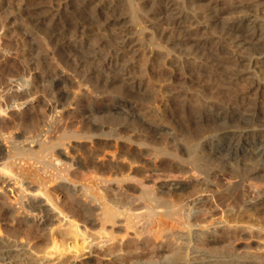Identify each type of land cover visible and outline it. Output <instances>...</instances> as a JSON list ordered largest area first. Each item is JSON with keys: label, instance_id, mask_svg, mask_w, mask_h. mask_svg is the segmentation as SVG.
Masks as SVG:
<instances>
[{"label": "bare ground", "instance_id": "1", "mask_svg": "<svg viewBox=\"0 0 264 264\" xmlns=\"http://www.w3.org/2000/svg\"><path fill=\"white\" fill-rule=\"evenodd\" d=\"M135 1L60 0L40 19H31L20 9L24 21L14 30L17 38H21L18 42L22 44L28 35H24L23 27L45 25L43 31L39 30L40 44L45 49L38 52L30 44V35L26 37L30 48L22 54L24 67L18 63L6 67L9 74L19 77L18 82L8 85L6 82L5 86L0 83V197L4 198L0 202V264H84L76 260L82 258L85 249L99 259L96 264H104L100 259L107 261L105 264H264V189L260 191L259 184L256 185H264V121L251 131L225 128L214 138H204L203 143L187 139L189 143L181 148L185 156L177 154L175 145L170 147L172 144L167 143L169 140L148 137L130 140L133 138L121 135L123 130L117 132L122 128L128 132L146 131L154 137L163 129L160 113L133 104L138 92L142 91L143 96L146 90L134 74L141 68L130 64L140 56V49L135 46L144 42L143 29L156 30L152 36L159 46L167 31L187 32L198 17L215 21L223 13L222 6H209L197 16L185 7L187 0H157L140 17L143 6L140 8ZM254 1L245 5L246 13L226 22L223 36L216 37L220 50L229 48L221 40L235 50V66L244 60L240 55L242 49L255 47L260 50L258 58L249 59L248 66L264 62V20L258 13H252L251 8L261 5L260 0ZM121 3L128 7L126 16L120 14ZM3 8L8 5L0 0V15ZM3 16L0 31L5 37L13 17ZM124 22L129 24L111 32ZM139 24L143 26L138 35L135 33L136 37L125 33ZM4 43L0 44V51L6 56L11 47L7 44L4 47ZM29 57L34 63L29 62ZM49 57L54 65L48 62ZM263 71L250 80L253 87L259 89L264 85ZM64 72L77 78L73 92L62 85L66 81L61 76ZM1 73L0 81L4 75ZM39 82L44 83L42 94L49 93L51 99L45 97L59 107L52 104L47 111L41 105L36 97ZM115 83L120 86L119 101L109 92ZM82 89L90 96L101 97V106L91 105ZM27 101L32 103L31 113L17 117L15 113ZM68 107L72 120L69 115L64 113L67 119L60 114ZM9 108L12 113L6 119ZM124 111L130 112L132 118L122 123L118 115ZM203 112L204 122L219 121L224 126L233 119L247 124L262 120L254 111ZM116 125L121 129L117 127L115 132L112 127ZM141 135L144 136H138ZM132 143L142 147L137 148L139 154L134 150L136 155H129L132 150L127 153L126 147L121 150ZM71 150L82 154V162L69 155L74 152ZM210 155L219 157L222 163L227 160L233 163L239 158L242 169L236 172V184L219 190L197 182L176 186L154 183L166 173H174L175 165L178 168L188 165L192 174L207 178ZM148 178L154 181L152 185L145 183ZM247 180L252 183L250 193L242 185ZM134 183L138 184L136 189ZM57 193L71 207H66L64 201L58 203ZM209 196H214L216 203L232 199L235 206L225 202L227 206H220L221 203L218 208L209 206ZM199 203L208 208L207 217H195L200 210L195 205ZM119 226L126 233L114 230ZM33 237L39 239L30 244L27 239ZM69 239H73L72 243ZM82 242L86 243L84 247ZM78 245L80 250L76 248ZM72 248L77 249L74 255L65 256Z\"/></svg>", "mask_w": 264, "mask_h": 264}, {"label": "rangeland", "instance_id": "2", "mask_svg": "<svg viewBox=\"0 0 264 264\" xmlns=\"http://www.w3.org/2000/svg\"><path fill=\"white\" fill-rule=\"evenodd\" d=\"M3 1H5V3L8 5V8L2 9L3 13H1L0 17L3 16L4 13H5L4 16L8 15L10 17L11 16L13 17L11 21L12 23L10 22L9 24L10 26L8 25L7 27L8 28L7 32L9 33V34L7 33L8 36L6 34L4 37L2 34L3 30L0 31V34H1L0 42L1 41H2L1 43L5 42L4 43L5 46L4 44L2 45L6 48L7 46H9V48L11 47V49H8L10 50V53L6 56L2 55L3 51H0V54L2 53L0 56V69H1L0 72H3L1 74H4V75L7 74L5 77H3L4 75L2 76L3 79H1L0 83H2V86H5L4 83L6 82H7L6 85H8L9 83L14 84L18 82L19 77L16 74H9L7 72L6 67L12 66L14 63L21 64V66L24 67L23 65L24 62L22 61V54L26 53V51L29 50L30 44H32V48H34L38 52H43V50L45 49V47L42 44H40V40H39V37L41 36L40 35L41 32L39 30L43 31L44 30L43 26L45 25L39 26L40 28L32 27L33 29L31 27H27V28L23 27V29H25L24 35L25 34L27 35L28 33L27 36H24L25 40H27V38L30 35L29 38L31 41H30V44L25 40H22V44L18 42V40H21V38L18 39L19 36L16 35L17 33L16 31L14 32V30L16 26H18L17 24H21L23 23L22 21H24V17L20 16V12L22 10L25 13L27 12L25 15H28V17L30 16L31 19L44 18L46 15L45 13L48 12L49 10L51 11V9H53L55 5L57 4V2H59L60 0H57V1L56 0H3ZM152 1L156 2L157 0L155 1L154 0H146V1L136 0L135 1L139 7L143 6L145 8L144 9L142 7L140 11L141 13L139 12L140 17L144 16L145 14L144 10L150 9V6H151L150 3ZM178 1H181V0H178ZM262 1L263 0H260L261 3L260 2L259 3L261 5H259V7L254 6L255 8H251L252 9L251 11L252 13H256V14L258 13L257 15H259L260 18L262 17L261 19L264 20V4H262L264 2ZM188 2L189 0H187V5L185 7L192 14L200 13L203 9L209 6H213L215 4H217L219 7L222 6L223 13L215 21H210V22L205 21V19L201 17H198L196 22L191 25L190 30H188L187 32H184L186 31L185 29L184 30L176 29V31L175 29H173V31L172 30L167 31L165 37L162 39V42H160L159 46H157L158 44H155L157 42L153 40L154 38L152 36V33L155 32L156 30L153 28L145 27L143 29V33L144 31H146L145 35L144 34L142 35L146 40L145 39L143 40L144 42L141 43L142 46H139V44L135 46L136 48L140 49L138 52L140 53V56L138 55L135 58V63H130L134 66H136L135 64H137V66L141 68L140 71H136L134 74L136 76V81L142 84V89H146L145 94L143 93V96L141 93L142 91L138 92L137 97L133 100V104L134 105H136L137 103L142 104L141 107L143 108L151 107L155 111L156 114L159 115L160 113L159 116L162 117L161 118L162 121H160V124L163 127V129L159 132V134L155 135L154 137L153 136L151 137L149 136V134H147L146 131L144 133L143 132L140 133L139 131L138 132L136 131L128 132L130 130L127 129L126 131V129H123V128L121 129L119 125H116V127L115 126L112 127V129H114L115 132L118 129H121V131L120 130L117 131L121 133L123 130L124 133L122 132L121 135H125V137L127 135V138L128 137L133 138L130 140H137V138L146 139L147 137H148L147 139L156 138L157 140H159L160 138V140L161 139L169 140L167 143L172 144V146L170 145V147H173V144H174L175 151L180 156L181 154L185 156L184 151L181 148L182 146H186L185 144L189 143L187 142V139L188 141L192 139L190 141L191 143H197V142L203 143L205 139L214 138L218 136L219 133H221V131L224 130L225 128L243 130V131L244 130L251 131L255 128H258L260 125H262L261 121H264V85L262 84L261 86L262 88L260 87L258 89L256 88V86L253 87V85L250 84L251 82L250 80L254 79L256 77V74H258V76L262 74V71L264 70V62H262V64L260 63L259 65L257 64L256 66L255 65H252L250 67L248 66L249 64L248 60L249 59L251 60L255 56H257L256 58H258L257 54L260 50H258V48L256 47L248 48L244 50L242 49L241 50L242 53H240V55L244 56V60L240 63V65L235 66L236 64L235 63V59H236L235 50L233 48H230V46H228V43H223L222 40H221V43L223 45L225 44V46L229 48H226L225 50L224 49L220 50L219 48L220 42H218V38H216V37H220L222 34L224 35V33L226 32L227 30L226 22L230 21L232 18L237 17L238 15L240 16L244 14V12L246 13L245 5H249V4L251 5L252 3L254 4L255 1L254 0H195V1L192 0L190 1V3ZM121 7H122L121 8L122 13L120 14H122V16L123 15L126 16L127 14H129L128 7L125 4L121 3ZM253 9L254 10L257 9V11L255 10L256 11L255 12L253 11ZM22 17L23 19H21ZM124 24L127 25L129 23L124 22L121 25H118L119 29L118 27H115V29L112 28L111 32L120 31L121 29L120 27H125ZM142 26H143L142 24H139L133 27V29L129 28L125 31V33H127L131 37L132 35L133 37H136L135 33H137L138 35ZM29 28L32 29L34 32L32 30L30 31ZM183 32L185 34H183ZM184 40L186 41L184 42ZM150 51H154V52L150 54ZM48 59H49L48 62L54 65V61H52L53 59H51L50 57ZM29 62L34 63L32 57H29ZM56 70L60 72L59 67H57ZM232 74H236V75H232ZM61 76L65 78L66 80L63 82L62 85H64L65 88L67 87L66 89L69 88L68 89L69 91L73 92L75 90L74 80H76L77 78L73 76L70 72L61 73ZM43 86H44L43 82H39L37 84L36 97H38L37 99L40 100L41 105L47 111H49L50 110L49 108L53 104V100H51L52 102L49 101V98L51 99V96L47 95L49 93L42 94L44 92V90L42 89L45 88ZM21 89H22V86H19V91ZM119 89H120L119 83L113 84L111 88L109 89V92L113 93V94L111 93V95H113L116 98V101H119V98H118ZM81 92L85 93V97H87L86 99L89 100L88 102H90L91 105L97 106V107L101 106V103L103 101L101 97L95 98L94 96H90L85 92L84 89H82ZM45 96L49 98H46ZM77 97L79 99L81 98L79 94L77 95ZM50 103L51 105H49ZM85 103H87L86 100H85ZM31 104L32 103H29V101L24 103L23 104L24 106L22 105L20 109L17 110L18 113H15V115L20 118V116L23 115V113H25L24 115H26V113L28 114L29 111H30L29 113H31V109H30ZM53 106L59 107L58 103L56 104L54 103ZM73 106L75 107V104L72 105V108H71L72 110H73ZM71 109L70 107H68V108H65V110H62L60 112L61 116L63 115L62 117L67 118V115L72 113ZM209 109H212V110L219 109V110H228V111L236 110L239 112L254 111L258 114L259 117H261L262 120L247 124L242 121H237L233 119V120L226 122L225 123L226 126H224V124H221V122L219 121L204 122L205 120L203 119L202 115L206 113H204L203 110L209 111ZM11 110L12 109L10 108L8 109L7 111L8 115H5L6 117L4 116V118L10 119V117L8 116L9 114L12 113ZM64 113L67 115H65ZM130 114L131 113L128 111H124L121 114H119L118 118L119 119L121 118L120 122L124 123L127 120H130L132 118ZM200 116L202 117V119L200 118ZM68 117L71 120L73 119L70 115ZM85 117L86 115L84 116V118ZM151 119L152 118H150V120L148 121H151ZM21 131L22 129L18 130L17 132H21ZM135 134H137V136ZM140 134H144V136L142 135L138 136ZM135 145H136L135 143H132L130 145L125 144V146H123L121 150L122 151L126 150V152L129 153L131 149L132 151L129 153V155L130 154L136 155L135 152L138 151L137 148L141 150L142 147H137V145L136 146ZM85 147H88V143H85ZM124 147L126 148L124 149ZM112 148L113 147H111V149ZM82 149L84 150V148ZM88 149L89 148H87V150ZM134 150L136 151L134 152ZM71 151H74V152H71L69 155L70 156L74 155L73 157L75 158L77 157L76 159L78 160L80 159L79 161L82 162L81 160L82 154H80V152H77V151L75 153V150H71ZM137 154H139V151L137 152ZM210 156H211L210 157L211 159L207 160L208 162L207 166L209 168L207 169L209 171V172L207 171L208 172L207 178H204V175H201V174H196V173L192 174L191 171L189 170L190 166L183 164L185 165V167L182 166L181 168H178V166L175 165L174 173L173 172H171V174L166 173L165 176L153 182L156 183V185H163V186L165 185L167 186L175 185L176 186L180 184L188 185L190 183L197 182L203 187L211 186L212 189H219V190L223 189L224 187L230 186L232 184H236L235 182L238 180L237 179L238 173L236 174V172L242 169L241 168L242 164H241V161L239 162V158H237L238 160L236 159L238 163H236L237 162L236 160H235L236 162L234 161L233 163H231L232 162L231 160H229L231 162L227 160L229 163H231L229 164L227 161H223L222 163L221 159H219V157L215 155H210ZM175 161L177 160L175 159ZM216 167L217 169H215ZM214 169L216 170V172ZM218 169H220L221 171ZM236 169L238 170L236 171ZM232 172H235L233 173L234 175L232 174ZM153 182H152V179L150 178L145 180V183L148 185H152ZM251 184L252 183L250 180L249 181L247 180L242 184L244 185L243 187L247 190L248 193H250ZM256 185L258 186L260 191H263L264 189L263 184L257 183ZM137 187H138V184L134 183L133 189L134 188L136 189ZM210 198L211 196L208 197V200ZM3 199L4 198L0 197V202ZM57 199H58V203H61L62 201H64V203L65 202L67 203V205L66 203L64 204L66 207L68 206L71 207L70 202L62 198V194L58 195ZM214 199L215 198L213 196L211 198L213 202L210 200L211 202L210 201L207 202V205L209 204H210L209 206L214 205L213 207L217 206L218 208V204L220 205L221 202L217 201L216 203V200ZM231 200L232 199H229L227 202H225V200H222L223 203H221L220 206H223V205L224 206H227V205L235 206V202H233L234 200H232L233 204ZM224 202L227 203V205H225ZM209 206H206V207H209ZM195 207L200 208L201 210L200 211L199 209L198 210L195 209V211L196 210L198 211L197 214H195L196 218L201 219L209 215L207 211L208 208H204V205H202V203L201 204L199 203V205L197 204V206L195 205ZM202 209L203 210L205 209V210L203 211ZM10 225L13 226L14 223H10ZM21 227L24 228L25 226L21 225ZM114 230L120 233H123V234L126 233L125 232L126 230L123 226L114 227ZM129 236H133V234L129 232ZM38 239L39 238L37 237L36 239L33 237V239L28 238L27 240H31L30 244H33L35 243V241L37 242ZM71 240L73 241V239H69L68 242L72 243ZM48 242L49 244H51L49 240ZM84 243L85 242H82L83 247L84 245H86V243L85 244ZM105 245H108V244H105ZM77 247H79L78 250H80V246L78 245L76 246V248ZM83 249L84 248H81V250ZM75 250L77 249H73V248L69 249L67 251L68 253H66L65 256L69 257V256L74 255ZM87 252L88 251L85 249L84 252H82L83 254L82 258L80 257L76 261L78 262L79 260H82L84 261L83 262L84 264H87L86 262L89 261L91 264H96L97 260L99 259L94 257L92 254H88ZM100 261H102L104 264L107 262L101 259ZM108 263L111 264L112 262H108Z\"/></svg>", "mask_w": 264, "mask_h": 264}]
</instances>
